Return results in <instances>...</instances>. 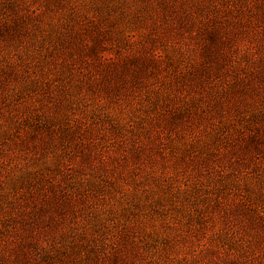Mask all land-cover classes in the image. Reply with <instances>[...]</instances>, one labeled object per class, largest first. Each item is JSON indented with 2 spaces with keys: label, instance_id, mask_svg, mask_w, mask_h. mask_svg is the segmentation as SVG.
Wrapping results in <instances>:
<instances>
[{
  "label": "rangeland",
  "instance_id": "obj_1",
  "mask_svg": "<svg viewBox=\"0 0 264 264\" xmlns=\"http://www.w3.org/2000/svg\"><path fill=\"white\" fill-rule=\"evenodd\" d=\"M0 264H264V0H0Z\"/></svg>",
  "mask_w": 264,
  "mask_h": 264
},
{
  "label": "trees",
  "instance_id": "obj_2",
  "mask_svg": "<svg viewBox=\"0 0 264 264\" xmlns=\"http://www.w3.org/2000/svg\"><path fill=\"white\" fill-rule=\"evenodd\" d=\"M40 8H35L32 10L33 13H36V11H38Z\"/></svg>",
  "mask_w": 264,
  "mask_h": 264
}]
</instances>
